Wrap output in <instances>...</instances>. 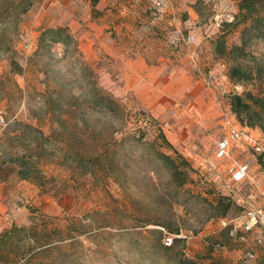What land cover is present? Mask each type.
Here are the masks:
<instances>
[{"label": "rangeland", "instance_id": "374dc122", "mask_svg": "<svg viewBox=\"0 0 264 264\" xmlns=\"http://www.w3.org/2000/svg\"><path fill=\"white\" fill-rule=\"evenodd\" d=\"M239 1L0 0V264H264L261 229L219 225L263 204V157L215 156L264 134Z\"/></svg>", "mask_w": 264, "mask_h": 264}, {"label": "built area", "instance_id": "2783aa9c", "mask_svg": "<svg viewBox=\"0 0 264 264\" xmlns=\"http://www.w3.org/2000/svg\"><path fill=\"white\" fill-rule=\"evenodd\" d=\"M2 120V118L0 117ZM229 123V122H228ZM242 144L249 148L252 152L260 155L264 159V134L254 136L246 130L240 128H231L226 136H223L216 143L215 156L219 159L231 158V150L233 146ZM264 177V169L262 172ZM250 178L249 166L244 162H240L232 159L228 167V180L234 183H241ZM263 200L262 205H248L246 206L239 216L234 217H222L219 219L220 227H230L231 233L238 235L241 240L245 239V235L255 229H261L264 232V189L260 192ZM262 236L256 234L254 242L260 243ZM166 244L172 243V237L168 236L165 238ZM254 252L252 249H248L245 254V259H252Z\"/></svg>", "mask_w": 264, "mask_h": 264}, {"label": "trees", "instance_id": "16d2710c", "mask_svg": "<svg viewBox=\"0 0 264 264\" xmlns=\"http://www.w3.org/2000/svg\"><path fill=\"white\" fill-rule=\"evenodd\" d=\"M238 9H239V14L242 16V19L244 21L248 20L249 22L246 29L250 28L254 30L255 36L264 37V0H240L238 3ZM231 106L237 117H240L241 115L240 107H244L245 109L248 108L247 102H245L243 96L239 94H234L232 96ZM18 172L20 173L22 179H29L28 174L23 172L21 168L18 170ZM221 199L228 200V198L225 196H222ZM230 204L231 202L229 201L225 205V210H224L225 212L229 208ZM175 233L177 234L178 232ZM164 245L165 247H169L171 244H164Z\"/></svg>", "mask_w": 264, "mask_h": 264}, {"label": "crops", "instance_id": "0c3cea01", "mask_svg": "<svg viewBox=\"0 0 264 264\" xmlns=\"http://www.w3.org/2000/svg\"><path fill=\"white\" fill-rule=\"evenodd\" d=\"M144 58V57H143ZM139 60H142V58L140 57V59ZM144 60V59H143Z\"/></svg>", "mask_w": 264, "mask_h": 264}]
</instances>
